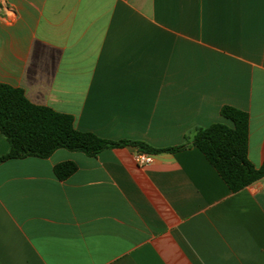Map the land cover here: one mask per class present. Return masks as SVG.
<instances>
[{
    "label": "crops",
    "instance_id": "1",
    "mask_svg": "<svg viewBox=\"0 0 264 264\" xmlns=\"http://www.w3.org/2000/svg\"><path fill=\"white\" fill-rule=\"evenodd\" d=\"M0 84L79 132L161 150L231 126L234 107L259 168L264 0H0ZM137 152L2 163L0 264H264V178L233 193L194 146L146 166Z\"/></svg>",
    "mask_w": 264,
    "mask_h": 264
},
{
    "label": "trees",
    "instance_id": "2",
    "mask_svg": "<svg viewBox=\"0 0 264 264\" xmlns=\"http://www.w3.org/2000/svg\"><path fill=\"white\" fill-rule=\"evenodd\" d=\"M221 116L232 125L216 123L196 130L187 145L154 149L144 143L114 142L79 132L72 117L36 106L22 89L0 84V132L10 146L9 152L0 157V165L30 157L46 159L59 149L96 157L104 150L123 146H134L149 154L173 153L194 146L205 155L230 190L237 193L264 178V164L257 168L248 160L249 114L225 106ZM76 170L75 163L65 162L56 166L54 173L64 180Z\"/></svg>",
    "mask_w": 264,
    "mask_h": 264
},
{
    "label": "built area",
    "instance_id": "3",
    "mask_svg": "<svg viewBox=\"0 0 264 264\" xmlns=\"http://www.w3.org/2000/svg\"><path fill=\"white\" fill-rule=\"evenodd\" d=\"M134 160L139 166L150 165L154 162L153 155L139 151L135 154Z\"/></svg>",
    "mask_w": 264,
    "mask_h": 264
}]
</instances>
